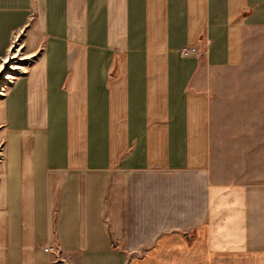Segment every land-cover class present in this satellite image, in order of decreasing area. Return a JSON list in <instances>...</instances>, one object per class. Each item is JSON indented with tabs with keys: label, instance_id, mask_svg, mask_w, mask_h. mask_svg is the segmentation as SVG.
<instances>
[{
	"label": "crops",
	"instance_id": "1",
	"mask_svg": "<svg viewBox=\"0 0 264 264\" xmlns=\"http://www.w3.org/2000/svg\"><path fill=\"white\" fill-rule=\"evenodd\" d=\"M0 12V264H264V0Z\"/></svg>",
	"mask_w": 264,
	"mask_h": 264
},
{
	"label": "rangeland",
	"instance_id": "2",
	"mask_svg": "<svg viewBox=\"0 0 264 264\" xmlns=\"http://www.w3.org/2000/svg\"><path fill=\"white\" fill-rule=\"evenodd\" d=\"M0 14H2L0 12ZM28 23L26 26H23L20 29H16L17 32L14 34L12 47L10 48V51L8 55L5 57V59L0 62V68L2 70L0 71V103L5 98V95L7 94L9 87L11 86L12 82L19 76L25 73L28 66L35 60L36 56H34L32 53V48L28 42L30 41V34L32 28V22H26ZM24 25V24H23ZM15 30V31H16ZM14 31V32H15ZM186 47H193V46H186ZM38 54L40 53V49L37 51ZM12 57V58H11ZM6 58L8 59L7 61ZM5 61V62H4ZM17 67V69L11 70L10 67ZM5 73L12 74L15 78L12 80L4 79ZM2 124H0V161L2 159V148H3V133H2Z\"/></svg>",
	"mask_w": 264,
	"mask_h": 264
},
{
	"label": "built area",
	"instance_id": "3",
	"mask_svg": "<svg viewBox=\"0 0 264 264\" xmlns=\"http://www.w3.org/2000/svg\"><path fill=\"white\" fill-rule=\"evenodd\" d=\"M181 53L184 56H190V55H193V54H197L198 50H197V48L195 46H193V47H184V48H182Z\"/></svg>",
	"mask_w": 264,
	"mask_h": 264
},
{
	"label": "bare ground",
	"instance_id": "4",
	"mask_svg": "<svg viewBox=\"0 0 264 264\" xmlns=\"http://www.w3.org/2000/svg\"><path fill=\"white\" fill-rule=\"evenodd\" d=\"M11 58H12V57H11ZM7 60H8V59H7ZM2 68H3V67L0 68V71L2 70ZM10 68H11V70L17 69V67H15V66L10 67ZM5 74H6V75H4V77H3L4 79H8V80L11 79V80H12L13 78H15V77L13 76V73H12V74H11V73H10V74L5 73ZM0 89H3V88L1 87ZM0 92H1V91H0ZM0 94H1V93H0Z\"/></svg>",
	"mask_w": 264,
	"mask_h": 264
}]
</instances>
